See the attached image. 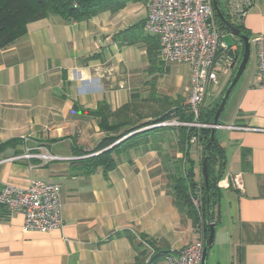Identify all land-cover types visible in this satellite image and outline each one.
<instances>
[{
    "label": "crops",
    "instance_id": "0c3cea01",
    "mask_svg": "<svg viewBox=\"0 0 264 264\" xmlns=\"http://www.w3.org/2000/svg\"><path fill=\"white\" fill-rule=\"evenodd\" d=\"M147 15L138 0L117 14L75 24L50 16L31 23L27 36L0 50V144L21 141L0 154V191L34 181L58 184L64 220L59 230L24 232L23 214L1 209L0 264H136L139 258V264H148L155 250L177 254L205 240L175 207L169 189L165 159L184 157L177 131L162 134L165 142L148 150L125 152L107 177L101 171L73 172L86 158L76 151H93L105 137L99 120L84 111L103 102L115 112L128 103L143 110L142 103L157 104L158 97L176 106L187 100L189 65L160 62L152 91L146 48L127 44L121 35ZM247 19L252 23L254 16L248 13L245 26ZM256 76L239 80L215 132L224 174H241L244 184L241 192H221L226 218L220 213L207 257L215 264H264V89ZM226 85L212 88L205 106L215 105ZM26 149L35 157L13 160ZM196 150L201 151L195 144V160ZM155 264H168L167 258Z\"/></svg>",
    "mask_w": 264,
    "mask_h": 264
},
{
    "label": "trees",
    "instance_id": "16d2710c",
    "mask_svg": "<svg viewBox=\"0 0 264 264\" xmlns=\"http://www.w3.org/2000/svg\"><path fill=\"white\" fill-rule=\"evenodd\" d=\"M138 0H0V50H4L28 34V26L31 23L57 16L64 22L75 24L89 21L104 13L117 14L124 10L129 3ZM226 20L230 22L229 17L223 13ZM217 23L224 33H231L230 30L219 20L215 13ZM145 22L132 27L121 35L127 44H142L147 50V59L149 67L147 74L150 79L147 84L152 91L156 89L155 75L162 72L160 67L159 49L160 42L155 36H151L144 31ZM236 28L242 30L249 37L244 23L233 24ZM250 39V38H249ZM239 61L240 64L244 46L240 44ZM238 69V68H237ZM236 69V71H237ZM233 73L230 82L221 93L220 101L211 107L204 106L201 109L200 123L212 126L220 102L232 82L235 74ZM164 106L162 112H157L153 117H145L139 111V105L128 103L115 112L111 110L105 102L101 103L95 111H84V113L99 120L100 130L105 134L99 145L90 152L82 150L76 151L79 156L86 158L76 162L73 165V172L77 175L90 176L101 171L104 176H108L114 171L120 162V157L130 150L142 148L150 149V145L165 142L162 134L170 131L178 132L179 143L184 151V157L181 159H165V171L169 180V189L174 199V205L179 212L187 216L193 226L200 232L202 231L207 239L211 223L218 225L220 218V198L222 191L217 183L224 177V153L217 139H211L212 129L205 127L196 129L185 126H159L136 133L142 129L165 124L170 121L192 123L193 117L183 110V105H174L167 98H155ZM175 113V114H174ZM174 114V116H173ZM146 120V122H145ZM135 133V134H133ZM128 137L119 145L111 150L105 151L118 141ZM197 138L198 145L202 150V166L205 157H208L209 187L207 189L203 175L201 179L197 172V162L191 155L193 147L192 139ZM21 141L15 139L0 144V154L10 148L17 147ZM219 166V171H216ZM195 199H201V205H195ZM9 212L6 207L0 205V210ZM1 210V211H3ZM3 211V212H4ZM220 220V219H219ZM151 247L153 246L146 237H141ZM141 255H148L142 252ZM171 253H165L155 250L150 257L148 264H155L166 259ZM147 257V256H146ZM140 258L136 264H139Z\"/></svg>",
    "mask_w": 264,
    "mask_h": 264
},
{
    "label": "built area",
    "instance_id": "2783aa9c",
    "mask_svg": "<svg viewBox=\"0 0 264 264\" xmlns=\"http://www.w3.org/2000/svg\"><path fill=\"white\" fill-rule=\"evenodd\" d=\"M148 10L144 31L159 39V59L163 63H183L191 67L190 84L185 92L187 100L183 110L193 117L192 123L176 120L165 126H185L202 129L212 127L200 123L201 109L212 88L220 84V77L230 76L239 60L240 44L224 42L215 18L214 3L219 0H142ZM229 17L245 24L255 0H226ZM219 5V3H218ZM256 50L259 87L264 89V35L250 39ZM175 114V113H174ZM173 114V116H174ZM27 141V139H24ZM192 144H198L197 138ZM23 156L13 160L34 158L26 149ZM223 190L243 191L241 174L227 173L217 183ZM195 199V205H201ZM0 205L9 213H22L23 231L48 233L63 228L61 187L58 184L34 181L27 188L8 185L0 191ZM205 240H199L177 254L167 257L168 264H202Z\"/></svg>",
    "mask_w": 264,
    "mask_h": 264
},
{
    "label": "rangeland",
    "instance_id": "374dc122",
    "mask_svg": "<svg viewBox=\"0 0 264 264\" xmlns=\"http://www.w3.org/2000/svg\"><path fill=\"white\" fill-rule=\"evenodd\" d=\"M218 3H219V7L222 10V12L225 13V15H227L229 17L230 15H229V11L227 9L226 0H219ZM250 15L254 16V19H253L254 21L252 20V23H251V21L249 22L248 19H247V23L248 24L245 26L246 29H247L249 38L252 39L254 36H258V35H261V34L264 35V31L261 30L262 28H264V0H255L254 6L250 10ZM229 19H230V21H232L233 24H237L238 25V21L235 18H234V20H232L229 17ZM248 26H250L251 28H249ZM224 42H226L230 46L235 45V44H241V46L243 45L242 41L238 37L233 36L231 33H225ZM251 47L252 48H251L250 60H249V63L247 65L246 71L243 74V77L241 79L240 84L244 83L245 81L253 80L255 78V75H256V72H257L256 50H255L253 45H251ZM240 51L242 52V49H240ZM238 66H239V64L236 65V67L234 68L233 73H235V71L238 68ZM233 73L230 76H227V77L221 76L220 77V82H222V83L226 82L228 84V82H230V80L232 78ZM220 96L217 98L216 102L220 101ZM142 106L144 108H143V110H140V112L143 115L146 114V115H150V116L152 114L157 113V112H162V110L164 109V106H162L160 103L151 104L150 102H144V103H142ZM201 152H202V150L201 151L196 150V152H194V155H195L194 157L198 161V172H199L198 175H199L200 179H201V176H202V166H201V170H200V162H201V159H202V153ZM220 210H221V212H220L221 213V217H223V219H225L226 218V215H225V211L226 210H225V208L221 207ZM219 238H220V234L218 236V239ZM207 264H215V261L211 258V259H209V262L207 261Z\"/></svg>",
    "mask_w": 264,
    "mask_h": 264
},
{
    "label": "water",
    "instance_id": "95a60500",
    "mask_svg": "<svg viewBox=\"0 0 264 264\" xmlns=\"http://www.w3.org/2000/svg\"><path fill=\"white\" fill-rule=\"evenodd\" d=\"M214 9H215V13L218 16L219 20L230 30L231 34L233 36L238 37L242 41L243 46H244V53H243L242 60H241V62L239 64V66H238L237 72H236L232 82L230 83L228 89L226 90V92H225V94H224V96H223V98H222V100L220 102L219 108H218V110L216 112V115H215V118H214V121H213V124H212V127H211V129H212L211 139L212 140L215 139L216 128L219 126V120H220L222 112H223V110H224V108H225V106L227 104V101H228L231 93L233 92L235 86L238 84L239 80L242 78L243 74L246 71L247 65H248L249 60H250L251 48H252L249 37L246 36L245 33L242 30L236 28L233 24H231L230 22H228L226 20L224 14H223L222 10L220 9V7H219L217 2L214 3ZM159 126H165V124L149 127V128H146V129H142L140 131H137L136 133H139V132H142L144 130L151 129V128L159 127ZM133 134H135V133H133ZM133 134H131V135L125 137L124 139L118 141L117 143H115L111 147L107 148L103 152L113 149L114 147L119 145L121 142H123L128 137L132 136ZM202 175H203V178H204V183H205V185H206V187L208 189V187H209L208 157H205L204 160H203V163H202ZM209 230H210V233H209L207 239L205 240L202 264H206L208 253H209V251L211 250V248L213 247V245L215 243V237H216V225H215V223H211L210 224Z\"/></svg>",
    "mask_w": 264,
    "mask_h": 264
}]
</instances>
